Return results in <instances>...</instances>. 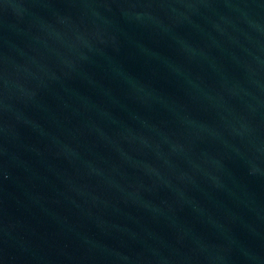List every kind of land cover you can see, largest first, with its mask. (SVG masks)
Masks as SVG:
<instances>
[{"label": "water", "instance_id": "95a60500", "mask_svg": "<svg viewBox=\"0 0 264 264\" xmlns=\"http://www.w3.org/2000/svg\"><path fill=\"white\" fill-rule=\"evenodd\" d=\"M0 264H264V0H0Z\"/></svg>", "mask_w": 264, "mask_h": 264}]
</instances>
